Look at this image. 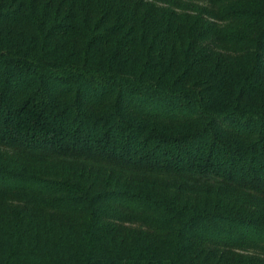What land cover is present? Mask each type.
Returning a JSON list of instances; mask_svg holds the SVG:
<instances>
[{
  "label": "trees",
  "instance_id": "trees-1",
  "mask_svg": "<svg viewBox=\"0 0 264 264\" xmlns=\"http://www.w3.org/2000/svg\"><path fill=\"white\" fill-rule=\"evenodd\" d=\"M0 264H264V0H0Z\"/></svg>",
  "mask_w": 264,
  "mask_h": 264
}]
</instances>
